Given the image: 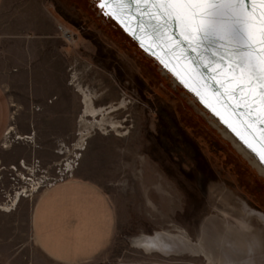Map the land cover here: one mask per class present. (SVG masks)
<instances>
[{
	"label": "rangeland",
	"instance_id": "374dc122",
	"mask_svg": "<svg viewBox=\"0 0 264 264\" xmlns=\"http://www.w3.org/2000/svg\"><path fill=\"white\" fill-rule=\"evenodd\" d=\"M10 5L0 32V84L14 116L0 143V264H68L39 247L33 215L47 191L72 182L99 189L115 213L105 251L78 264H209L174 249L147 254L134 241L184 232L220 256L215 246L241 230L233 222L241 216L263 240L247 264H264V168L193 95L95 0ZM78 83L95 94L97 107L125 100L110 115L127 120L124 136L80 123ZM231 255L246 264L235 248Z\"/></svg>",
	"mask_w": 264,
	"mask_h": 264
},
{
	"label": "water",
	"instance_id": "95a60500",
	"mask_svg": "<svg viewBox=\"0 0 264 264\" xmlns=\"http://www.w3.org/2000/svg\"><path fill=\"white\" fill-rule=\"evenodd\" d=\"M95 1L106 18L119 26L143 52L153 58L181 87L193 95L199 104L264 168V163L261 162L264 159V131H262L264 107L259 97L257 96L255 102L252 99L245 101L243 98L247 96V90L239 94L240 98L233 97L231 89L240 81L235 78L236 73L231 71V62L224 66L219 63L213 64L211 72H208L200 64L199 57L187 50L185 40L195 44L194 37L198 35L199 27L205 23L207 10L213 8V5L168 6L194 8L197 10L196 17L193 18L189 14L187 20L181 19L179 31L175 33L176 39H172V32L175 31L173 29L163 39L158 40L147 27L138 26V21L147 25L149 17L142 16L136 10L143 7L155 9L164 6H138L131 2L125 6L101 3V0ZM248 7L250 8L247 17L250 21L248 31L251 35L254 24L256 40H258L260 27L258 17L264 18V5L251 4ZM177 40L180 41L179 44ZM256 40H253V43H256ZM257 47L259 48L258 44Z\"/></svg>",
	"mask_w": 264,
	"mask_h": 264
},
{
	"label": "snow or ice",
	"instance_id": "6c2138e0",
	"mask_svg": "<svg viewBox=\"0 0 264 264\" xmlns=\"http://www.w3.org/2000/svg\"><path fill=\"white\" fill-rule=\"evenodd\" d=\"M130 2L138 6H164L136 10L142 16L149 17L147 25L138 21V26L147 27L158 40L163 39L173 29L175 31L172 32V39H176L175 33L179 31L181 19L187 20L189 14L196 17L197 10L194 8L168 6L213 5V8L207 10L205 23L199 27L198 35L194 37L195 44L185 40L187 50L199 57L200 64L208 72H211L213 64L224 66L231 62V71L236 73L235 78L240 81L231 89V95L240 98L239 94L247 90V96L243 99H252L255 102L258 96L264 107V18L258 17V40L254 24L252 34H249L250 21L247 18L250 12L248 6L264 5V0H101V3L125 6ZM179 43L177 40V44ZM261 162L264 163V159Z\"/></svg>",
	"mask_w": 264,
	"mask_h": 264
},
{
	"label": "crops",
	"instance_id": "0c3cea01",
	"mask_svg": "<svg viewBox=\"0 0 264 264\" xmlns=\"http://www.w3.org/2000/svg\"><path fill=\"white\" fill-rule=\"evenodd\" d=\"M11 3L12 0H0V32L6 28ZM13 118L9 94L0 84V143L13 127ZM114 230L115 213L108 197L85 182L52 188L34 210L35 241L59 262L78 264L99 256L109 245Z\"/></svg>",
	"mask_w": 264,
	"mask_h": 264
},
{
	"label": "bare ground",
	"instance_id": "6f19581e",
	"mask_svg": "<svg viewBox=\"0 0 264 264\" xmlns=\"http://www.w3.org/2000/svg\"><path fill=\"white\" fill-rule=\"evenodd\" d=\"M72 78H73L72 81L74 85V83L77 82L78 76L74 74ZM77 88L78 89L76 92L80 95L81 104H82V112H81L82 114H81L80 123H83V125H85L86 127L90 129L98 128V129L106 130L108 128H111V130L116 132L118 136H124L125 134L121 135L122 130H129L124 127V123L127 122V120H124V121L114 120L111 118L110 115L115 112H119L120 110L125 108L126 107L125 100H122L119 104L111 103L107 106L97 107L95 105L97 98L94 96L95 94H93V92L90 91V89L83 88L79 83L77 84ZM13 130H14V127H11L7 134H10ZM0 209H2L1 206H0ZM221 216L227 219L229 214L226 212H223L221 213ZM241 217L234 218L233 222L236 221V224L238 223V225L236 224L235 225L239 226L241 230L233 231L234 232V235L232 237L233 239L232 240L229 239V241H224V246L220 248H217L215 246V248L221 252V255L219 254L220 256H217L214 253H212V249L209 248V245L204 243L202 240L195 242L191 239L190 235H188L187 233L178 232V231L157 232L154 236L142 235L141 237H138L135 239L134 241L135 247L145 250L147 254H152V253L157 252L162 255H169L173 253L174 251L175 252L177 251V253L174 255L179 256V255L189 254L192 257L199 256L201 258H204V260L209 264H234L236 263L235 262L236 260L234 259V257L235 256L238 257V253H236L235 256L231 255L233 248H235L237 251H239V255H242L241 257L244 258L247 264V263H250L248 262V260L251 261L252 259L250 258L251 255L256 254V253L259 254L261 252L263 240L260 234H256L252 231V226L249 223L248 218L244 219ZM215 224L219 225L218 222ZM223 239L224 238H222V240ZM214 242L217 246L220 245L219 241L215 240ZM228 244H230V246ZM228 247L229 249L227 251ZM173 249L174 251H172ZM238 264H240V261Z\"/></svg>",
	"mask_w": 264,
	"mask_h": 264
},
{
	"label": "trees",
	"instance_id": "16d2710c",
	"mask_svg": "<svg viewBox=\"0 0 264 264\" xmlns=\"http://www.w3.org/2000/svg\"><path fill=\"white\" fill-rule=\"evenodd\" d=\"M243 150H244V152H245L246 155L252 157L255 160V158L249 152H247L245 149H243Z\"/></svg>",
	"mask_w": 264,
	"mask_h": 264
},
{
	"label": "built area",
	"instance_id": "2783aa9c",
	"mask_svg": "<svg viewBox=\"0 0 264 264\" xmlns=\"http://www.w3.org/2000/svg\"><path fill=\"white\" fill-rule=\"evenodd\" d=\"M67 37H71L70 33L69 32H66L65 34Z\"/></svg>",
	"mask_w": 264,
	"mask_h": 264
}]
</instances>
